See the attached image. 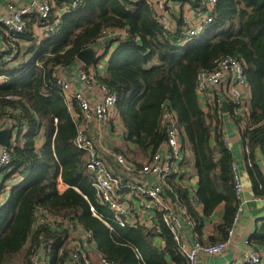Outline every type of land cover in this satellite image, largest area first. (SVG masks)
<instances>
[{
    "label": "trees",
    "instance_id": "obj_1",
    "mask_svg": "<svg viewBox=\"0 0 264 264\" xmlns=\"http://www.w3.org/2000/svg\"><path fill=\"white\" fill-rule=\"evenodd\" d=\"M215 15L216 22L205 38L183 44L184 24L179 22L175 31L166 30L146 0H86L77 11L63 15L58 29L42 42L27 28L19 39L28 48L19 50L10 61L18 65L11 66L3 59L5 55L0 56V75L9 79L0 85V118L8 119L17 131L12 161L2 170L16 184L0 209V264H8L24 250V264H32L42 241L54 238L46 227L34 231L37 208L73 217L93 235L97 252L116 264H188L159 213L153 229L115 223L116 212L101 201L93 186L86 152L75 145L79 127L55 85L56 70L74 65L79 54L96 46L108 29L128 33L112 55L108 75L98 76L118 96L117 110L126 130L124 149L116 153L138 167L147 162L166 139L161 118L164 105L171 106L184 148L194 155L199 184L196 198L185 183L166 185L165 190L179 195L175 208L182 204L194 219L200 244L229 239L240 206L234 156L225 143L224 116L203 111L197 77L202 70H214L222 58L244 63L249 98L243 108L227 105L228 116L237 124L245 123L242 137L248 151L247 168L253 183L262 185L264 192L255 163V151L264 143V0H218ZM19 177L23 180L18 181ZM175 179L176 174L167 183ZM60 181L67 186L64 192L59 191ZM2 184L0 196L8 188ZM197 205L203 206V215L196 211ZM220 205L223 220L216 227L217 235L204 243V217ZM250 243L264 247V232L254 235ZM64 260L56 255L51 264Z\"/></svg>",
    "mask_w": 264,
    "mask_h": 264
},
{
    "label": "built area",
    "instance_id": "obj_2",
    "mask_svg": "<svg viewBox=\"0 0 264 264\" xmlns=\"http://www.w3.org/2000/svg\"><path fill=\"white\" fill-rule=\"evenodd\" d=\"M125 1L135 3L140 0ZM146 1L165 29L170 30L171 12L178 8V2L173 0ZM217 1L198 0L195 7L198 16L193 20L183 19V44L206 37L210 27L216 22ZM85 2L86 0H28L22 4H16L14 1L6 3L5 12L0 15V31L3 33L0 41V56L5 55L3 59L8 62L14 61L19 50L23 51V44L29 45L19 39L27 28L30 27L31 35L37 41L45 39L58 29L63 15L77 11ZM38 29L41 30L40 34ZM109 34L118 37L116 41L119 44L128 39V33L125 30L108 29L104 31L97 45L89 48L96 52V59L101 56L99 52L106 51L107 46L104 43L99 45V42L106 36L111 37ZM98 64L99 61L93 65H85L79 59L74 64L78 69L79 81L96 97L94 104L77 88L74 79L67 75L66 69L69 67L57 68L55 85L62 92L79 127L75 145L79 150L86 152L87 168L93 175V186L101 197V201L116 212L115 223L121 227L127 225L136 227L145 224V217L150 212H153L159 221L157 217L159 213L161 221L171 232L178 251L188 264H202V254L209 256L223 254L234 238L244 209L242 196L244 185L238 174V166L233 164L235 190L240 206L236 211L229 239L224 243L207 246L200 244L196 239L190 241L185 235L184 219L188 221L191 219L184 209L175 208L165 190L167 180L177 173L185 161L186 154L176 112L171 106L164 105L161 126L166 133V139L147 162L138 167L121 154H114V162L120 169V172H117L109 158L99 152L96 139L88 133L85 126L86 122L92 120L99 123L107 122L117 113L118 96L100 83ZM8 80L5 75H0V85L7 83ZM247 90L245 66L237 58H222L216 62L214 70H202L197 77L196 91L201 104L206 106L207 112L217 111L218 117L221 118L225 114L224 104L231 103L243 108ZM6 128H12L10 121L0 118V130ZM16 135L17 131L13 129L10 147L0 146V175L3 174V168L8 167L12 161L11 147ZM225 143L230 148L226 138ZM22 180L23 178L19 177L18 181ZM15 184L16 182L13 186ZM9 191L10 188L6 189L0 196V209L4 206ZM129 197L137 200V208L136 206L131 208ZM92 211L96 217H99L93 208ZM39 227H46L54 234V238L42 241L36 256L32 259V264H51V260L56 255L59 258L65 257L63 264H96L95 258H97V264H116L99 252H95L97 245H95L93 235L71 216L52 214L43 208H37L34 214V231L37 232ZM245 244L250 245V241H246ZM240 264H264V256L261 251L254 250Z\"/></svg>",
    "mask_w": 264,
    "mask_h": 264
},
{
    "label": "crops",
    "instance_id": "obj_3",
    "mask_svg": "<svg viewBox=\"0 0 264 264\" xmlns=\"http://www.w3.org/2000/svg\"><path fill=\"white\" fill-rule=\"evenodd\" d=\"M15 2L16 4H22L27 2L28 0H0V15L3 14L4 5L6 3ZM197 5V0H184V2L177 3V7L175 11L171 12V29L172 31L177 30L179 22L184 24L185 20H193L198 15L195 12V7ZM186 22V21H185ZM180 24V25H181ZM211 28V27H210ZM38 33H41V30H37ZM110 35V34H109ZM111 37L106 36L103 40L99 42V45H103V43L107 46L106 51L99 52L101 56L99 57V64H98V73L100 77H106L109 72V63L112 58V55L119 49L120 44L116 41L118 37ZM3 38V33L0 31V41ZM44 39L38 40L42 42ZM114 42V43H113ZM25 48V49H24ZM28 46L26 43L23 44V51L26 50ZM22 51V52H23ZM99 55V54H98ZM19 62H11L9 65L14 66L18 65ZM77 66L72 65L67 71V75L74 79V82L78 89L84 93V95L90 100L92 104L96 103L95 95L85 88L82 83L79 81L78 78V71ZM249 98V90L245 95V100ZM203 111L207 113V108L205 105H202ZM216 120H214L213 124H215ZM245 122V121H244ZM244 124L240 123L237 124L233 122L228 116V107L224 114V138L228 141L230 145V149L232 150L234 156V163L238 166V174L241 178V181L244 185V192L243 196V203L244 209L241 215L240 221L238 223L237 230L235 232L234 238L232 242L227 247L226 251L217 256H209L202 254L201 261L202 264H240L243 259L249 256L254 250H259L262 252L264 256V247L259 246L258 248L254 245H246V241H250L254 235L262 234L264 232V195H263V186L260 184H254L247 168V154L248 151L245 147L244 140H243V131H244ZM86 129L88 133L96 139L98 144V150L102 155H105L109 158L111 164L114 165L117 172H120L119 167L114 162V154H116L118 149H124L125 146V136L126 130L122 124L119 112L117 113L107 122L99 123L97 121H90L86 122ZM44 144V139L42 138L38 145L42 147ZM255 160L256 166L262 175V179L264 180V143L263 145L255 151ZM185 163V164H184ZM178 169L176 173L175 181H171L170 185L167 183L168 187L172 186L175 182L178 184L185 183L190 186V193L192 196L196 198V194L198 193V184L199 179L195 172V160L194 155L192 152L186 151L185 154V162H184ZM8 185L7 189H11L13 183H15L12 179L8 180L3 176L0 175V184ZM2 184V185H3ZM67 189L61 181L59 183V191L64 192ZM6 190V189H5ZM5 190L3 192H5ZM171 194H173L169 189H167ZM168 197H170L174 205L179 200V195L176 194L173 196L176 200H174L171 195L166 193ZM131 208H137L138 202L134 197H129ZM181 209L182 204H180ZM177 208V207H176ZM139 209V208H138ZM133 210V209H132ZM196 211L203 215V206L197 205ZM191 218V217H190ZM223 220V205H220L216 211L209 217H204L203 220V235L202 241L207 243L210 238L215 237L217 235L216 227L222 222ZM184 230L186 237L192 241L196 239V234L194 231V227L196 225L193 218L191 220L184 219ZM158 224V219L155 217L153 212L148 213L145 217V224L144 226L148 229H153ZM161 243V240H158ZM96 245V244H95ZM97 252V250H95ZM94 252V253H95ZM94 262L97 264V258L94 259Z\"/></svg>",
    "mask_w": 264,
    "mask_h": 264
},
{
    "label": "water",
    "instance_id": "obj_4",
    "mask_svg": "<svg viewBox=\"0 0 264 264\" xmlns=\"http://www.w3.org/2000/svg\"><path fill=\"white\" fill-rule=\"evenodd\" d=\"M174 2H184V0H173ZM96 52L93 49H87L85 51H82L79 54L78 59L83 62L85 65H93L96 60ZM224 110L226 112L227 110V104H224ZM13 137V129L12 128H6L3 130H0V146L2 147H10L11 145V139ZM169 195H171V197L175 199V197L173 196V194H171L169 191H166ZM175 203V201H174Z\"/></svg>",
    "mask_w": 264,
    "mask_h": 264
},
{
    "label": "rangeland",
    "instance_id": "obj_5",
    "mask_svg": "<svg viewBox=\"0 0 264 264\" xmlns=\"http://www.w3.org/2000/svg\"><path fill=\"white\" fill-rule=\"evenodd\" d=\"M55 16V14H54ZM11 62H9L10 64ZM26 254V251L24 250L23 252H21L18 256H16L15 258H12L10 262H8V264H24V256Z\"/></svg>",
    "mask_w": 264,
    "mask_h": 264
},
{
    "label": "clouds",
    "instance_id": "obj_6",
    "mask_svg": "<svg viewBox=\"0 0 264 264\" xmlns=\"http://www.w3.org/2000/svg\"><path fill=\"white\" fill-rule=\"evenodd\" d=\"M167 193V192H166Z\"/></svg>",
    "mask_w": 264,
    "mask_h": 264
}]
</instances>
